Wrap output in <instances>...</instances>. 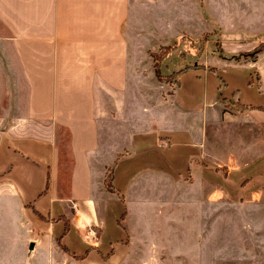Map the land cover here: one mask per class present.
Here are the masks:
<instances>
[{"label": "crops", "instance_id": "1", "mask_svg": "<svg viewBox=\"0 0 264 264\" xmlns=\"http://www.w3.org/2000/svg\"><path fill=\"white\" fill-rule=\"evenodd\" d=\"M131 1L0 0V264H13L28 243L33 253L41 236L83 261L104 259L120 240L107 241L111 197L124 194L126 202L133 185L156 189L149 210L157 214L168 179L167 187L201 178L231 194L264 182V147L254 144L264 134L252 135L251 156L242 159L235 150L216 153L210 141L242 125L263 129L264 103L255 100L264 99L263 77L256 76L262 94L249 92L252 70L243 85L248 99L232 98L255 106L244 111L225 106L214 83L201 93L146 89L125 34ZM247 1L252 15H264V0ZM135 90L147 100L143 118L126 110ZM106 170L117 191L107 188Z\"/></svg>", "mask_w": 264, "mask_h": 264}, {"label": "rangeland", "instance_id": "2", "mask_svg": "<svg viewBox=\"0 0 264 264\" xmlns=\"http://www.w3.org/2000/svg\"><path fill=\"white\" fill-rule=\"evenodd\" d=\"M243 1L132 0L125 34L130 56L137 60L140 85L146 89L153 85V90L163 93L175 89L181 90L180 93L192 90L201 93L205 90L203 84H209L211 91L214 83L219 86V96L225 100V106L235 110L237 104L232 98L236 94L248 99L243 85L247 84L253 70L255 79L249 85L252 83L254 88L249 92L262 94L256 76L263 77L264 85V15H252L255 7ZM175 43L178 47L159 61L165 75L184 69L180 73L182 84L174 86L157 77L153 54L160 52L162 46ZM212 67L217 68L216 71H212ZM197 77H203L204 82L200 78L202 82L196 85ZM234 86L240 89H232ZM13 91L9 88V93ZM22 92L26 93L25 86ZM131 94L127 93L130 105L126 110L133 112L136 118H143L147 100L139 97L136 90L132 97ZM11 99L9 94L7 106ZM255 100L264 103L260 97ZM23 104L25 107V102ZM109 116L112 118L115 114ZM259 132L264 134V127L249 130L242 125L233 131L225 129L224 137L214 133L210 141L216 153L224 149L228 155L235 150L242 159L245 154L250 155L252 135ZM60 142L68 159L69 137L65 132ZM254 144L257 151L263 150V140L258 138ZM227 160L232 166L237 162L233 154ZM170 181L168 179L165 188L157 194L162 199V208L157 214L149 210L152 197L156 196L154 187L140 190L133 185L123 191L125 203L117 194L112 195L115 217L107 241L120 240L110 253L111 244L108 245L104 259L83 261L57 241L41 236L43 241L35 243L33 253L28 252L29 243L25 244L23 251L15 252L17 257L12 263L264 264V182L231 194L223 186L201 178L179 179L167 187ZM104 182L106 186L112 183L110 170H106ZM126 210L130 217L129 228L127 215L123 226L117 221Z\"/></svg>", "mask_w": 264, "mask_h": 264}, {"label": "trees", "instance_id": "3", "mask_svg": "<svg viewBox=\"0 0 264 264\" xmlns=\"http://www.w3.org/2000/svg\"><path fill=\"white\" fill-rule=\"evenodd\" d=\"M178 47L177 43H175L173 46L172 45H164L161 47L160 49V52L158 53H154V57H155V71H156V74H157V77L161 80V81H164L166 83H175V84H178L179 83V75L180 73L184 70V69H180L179 71H175L171 74H168V75H165L161 72V65H160V60L167 54L169 53L170 51L176 49ZM189 68V67H188ZM211 70H214L216 71V68L212 67ZM235 103L237 104V108L236 110L238 111H244V110H249V109H253L255 108V106H249V105H245V104H242L240 102H236ZM264 108V107H263ZM50 183V182H49ZM48 183V184H49ZM107 188L110 190V191H117V189L115 188V186L111 183V184H108L107 183ZM49 188V187H48ZM47 188V190H48ZM122 196V200L123 202L125 203V196L124 194L121 195ZM126 216V213L124 212L122 217L120 218L119 222L120 224L123 226L124 224L122 223L123 219L125 218ZM76 256V255H75ZM78 258H82L81 256H77Z\"/></svg>", "mask_w": 264, "mask_h": 264}, {"label": "water", "instance_id": "4", "mask_svg": "<svg viewBox=\"0 0 264 264\" xmlns=\"http://www.w3.org/2000/svg\"><path fill=\"white\" fill-rule=\"evenodd\" d=\"M33 249H34V242H32L31 245H30V252H32Z\"/></svg>", "mask_w": 264, "mask_h": 264}]
</instances>
